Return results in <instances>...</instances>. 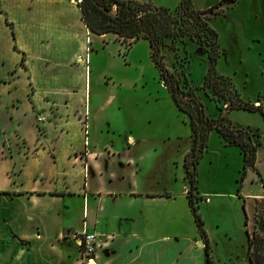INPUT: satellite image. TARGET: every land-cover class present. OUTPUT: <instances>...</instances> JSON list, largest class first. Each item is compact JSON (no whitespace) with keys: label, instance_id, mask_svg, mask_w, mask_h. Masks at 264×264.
<instances>
[{"label":"crops","instance_id":"crops-1","mask_svg":"<svg viewBox=\"0 0 264 264\" xmlns=\"http://www.w3.org/2000/svg\"><path fill=\"white\" fill-rule=\"evenodd\" d=\"M140 1L174 8L180 0ZM239 1L192 4L206 12ZM251 1L264 24V0ZM92 34L78 0H0V264H82L83 229L100 240L95 264H206L184 177L188 118L162 82L189 131L172 133L164 108L143 119L125 117L121 87L107 89L106 71L99 81L93 58L100 47L92 49ZM86 113L84 155L79 120ZM247 130L257 150L241 196L217 183L211 167L213 182L199 183L197 165L205 211L237 196L251 218L264 197V136ZM212 131L202 160L224 148L242 157L217 131L213 144ZM248 181L253 190L244 192Z\"/></svg>","mask_w":264,"mask_h":264},{"label":"rangeland","instance_id":"rangeland-1","mask_svg":"<svg viewBox=\"0 0 264 264\" xmlns=\"http://www.w3.org/2000/svg\"><path fill=\"white\" fill-rule=\"evenodd\" d=\"M225 6L227 7H222V10L212 7L209 11L202 12L210 19L219 13V16L209 21L218 36V56L214 63H211L207 48L200 47L196 41L189 40L186 36L182 38L184 44L177 39L173 48L170 46L162 48L164 63L169 70L173 69V65L177 66V60L184 63L187 78L195 86H200L204 82L206 74L212 68L215 75L231 79L238 97L249 104H260L264 111V24L256 19L258 15L255 14L251 0H240L237 7ZM111 13H115V7ZM250 17L254 21H251ZM91 41L95 53L100 47L97 56L94 55L93 58V65L97 66V71L101 75L99 81L103 80V73L106 71L111 77L110 79L105 75V80L108 81L107 89H113L116 85L121 87L123 101L126 104L123 110L125 117L143 119L152 113L158 115L160 109L164 108L172 133L183 134L189 131L188 125L181 121L183 118L176 112L171 99L164 96L163 84L159 80L158 69L150 57L149 42L146 39L141 38L129 45L128 41L122 43L116 39L114 33L109 32L103 35L92 34ZM101 87L105 86L101 84ZM218 87L217 92H213L211 87L195 90L202 101L205 114L212 118L219 117L220 110L217 107L219 106L227 119L223 122L229 120L235 127H243L246 130L249 128L254 133L264 136L262 113L259 110L244 108L231 109L227 113L230 94L221 88V85ZM136 107L139 110L137 114L134 112V109L137 111ZM215 131L210 134L213 144L214 141L219 142ZM224 149L227 152L217 155L214 160L208 156L203 160L200 158L199 183L209 185L208 183L213 182L210 179L212 174L207 170L211 167L213 174H218L217 183L224 185L226 191L234 188L235 193L241 196L240 191L238 194V187L241 184L239 178L242 157L237 150ZM249 182L244 192H248V188L253 190ZM233 199L226 197L217 206L209 207L208 212L199 204L198 211L205 223V230L207 234L209 233L210 253L215 264H248L245 212L241 200L237 196ZM261 223L262 225L264 223V205L255 209L254 215L249 218L248 227L250 231L257 230L260 235H264Z\"/></svg>","mask_w":264,"mask_h":264},{"label":"trees","instance_id":"trees-1","mask_svg":"<svg viewBox=\"0 0 264 264\" xmlns=\"http://www.w3.org/2000/svg\"><path fill=\"white\" fill-rule=\"evenodd\" d=\"M78 5L82 19L92 33L103 35L112 32L117 40L122 43L128 41L129 45L141 38L149 42L150 57L158 69L159 80L170 92L177 108L187 116L191 127L192 143L189 152L184 157V177L188 182L187 194L190 207L204 242L206 264H215L210 253L211 247L204 228V221L198 211L201 200L197 195L198 162L207 147L208 135L212 129L219 133L225 144L239 146L243 158L239 194L248 168H254L257 143L253 142L251 135L243 127H235L229 120L223 122L227 119L219 106H217L220 110L219 117L207 116L195 90L211 87L213 92H217L218 86L221 85V88L230 94L227 111L235 108L259 110L264 116L261 105L243 101L238 97L231 79L215 75L212 68L206 74L204 82L200 86H195L187 78V68L184 63L177 60V66L173 65L172 70L166 67L162 48L164 46L173 48L177 39L184 44L185 41H182L184 36L196 41L200 47L207 48L211 63H214L218 56L217 32L210 25V17L195 9L192 0H180L174 8L140 0H79ZM113 7H115V13H111ZM262 205H264V197L256 199L255 209H259ZM243 210L245 212L248 264H264V235H260L257 230L250 231L249 217L244 203ZM261 226L264 227V223L263 225L261 223Z\"/></svg>","mask_w":264,"mask_h":264},{"label":"built area","instance_id":"built-area-1","mask_svg":"<svg viewBox=\"0 0 264 264\" xmlns=\"http://www.w3.org/2000/svg\"><path fill=\"white\" fill-rule=\"evenodd\" d=\"M81 130L83 133V142H84V152L88 154L87 147L89 144V123L87 120V115L79 120ZM80 254L82 259V264H95L94 257L97 249L100 247L101 243L98 239V235L93 231L84 230L81 231L80 236L78 237Z\"/></svg>","mask_w":264,"mask_h":264}]
</instances>
